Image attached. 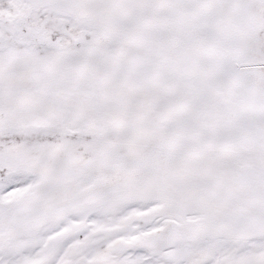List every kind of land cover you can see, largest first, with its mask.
Here are the masks:
<instances>
[{"label": "snow or ice", "instance_id": "snow-or-ice-1", "mask_svg": "<svg viewBox=\"0 0 264 264\" xmlns=\"http://www.w3.org/2000/svg\"><path fill=\"white\" fill-rule=\"evenodd\" d=\"M0 264H264V0H0Z\"/></svg>", "mask_w": 264, "mask_h": 264}]
</instances>
